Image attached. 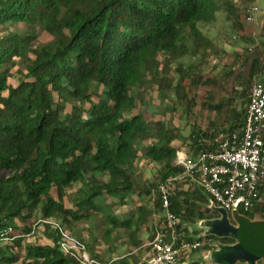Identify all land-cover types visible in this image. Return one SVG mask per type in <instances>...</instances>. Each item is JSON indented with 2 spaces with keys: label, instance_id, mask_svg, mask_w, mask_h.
Masks as SVG:
<instances>
[{
  "label": "trees",
  "instance_id": "obj_1",
  "mask_svg": "<svg viewBox=\"0 0 264 264\" xmlns=\"http://www.w3.org/2000/svg\"><path fill=\"white\" fill-rule=\"evenodd\" d=\"M237 9L235 0H0V264H82L62 249L63 233L99 215L139 249L146 205L135 217L114 209L137 196L164 212L160 185L170 191L185 239L199 234L191 223L220 217L195 182H168L183 171L178 151L196 157L212 149L215 131L180 138V129L144 106L156 86L163 98H189L215 49L202 25L221 11L241 30ZM43 32L49 37L40 42ZM187 56L198 62L185 63ZM245 61L251 77L262 73V54ZM242 115L231 109L232 123ZM143 157L150 178L139 173ZM254 210L264 208L240 210L230 221ZM133 253L109 264H137Z\"/></svg>",
  "mask_w": 264,
  "mask_h": 264
},
{
  "label": "rangeland",
  "instance_id": "obj_2",
  "mask_svg": "<svg viewBox=\"0 0 264 264\" xmlns=\"http://www.w3.org/2000/svg\"><path fill=\"white\" fill-rule=\"evenodd\" d=\"M235 3L238 8L237 13L240 22L243 25L241 30L235 29L226 18L225 13L221 11L217 12L216 21L209 25L203 24L202 30L213 40H219V42L226 44L242 45L244 55H247L245 57L250 60L257 55H261L260 45L262 46L263 43L261 42H264V35H261L264 26V0H253L247 4L244 3V0H235ZM251 5L256 6L258 11L255 13L254 20L249 22L245 19V9ZM48 37L43 32L39 41L45 42ZM251 49H253V52ZM213 53L214 51L209 52L208 58L201 66V80L188 99L178 102L171 93L169 97L163 98L157 86L149 93L148 104L144 108L151 112L155 118L165 119L170 125L180 129V138L187 137L193 130L199 128L211 132L215 131L216 136L213 141L220 140L219 134L228 128L227 123L230 119L232 106H235V109L242 110L243 113L245 112L246 107L242 105V102L247 100L250 88L254 80H257L250 76V67L245 61L246 58L236 70L231 67L230 71L223 73L221 68L218 69V63H214L213 58L211 59ZM228 55H225L221 60L231 61L233 54ZM189 60L198 62L188 56L184 61L188 63ZM173 68L175 71V63ZM172 75L177 76L178 73L174 74L172 72ZM12 82L14 83V81ZM219 106L220 108H217ZM138 170L139 173L145 174V178H150L153 174L151 164L145 157L140 159ZM110 201L114 200L110 199ZM142 205H146L144 207L146 219L139 233L143 243L139 249L127 245V232L114 228L110 223L103 220L102 215L78 223L76 229L72 231V236L78 241H84L90 253L93 251L94 254L98 255V258H94V260L99 264H109L114 259H119L131 251L134 253L129 257L136 262L145 255V245L152 240L164 212L155 211L151 200L141 201L139 198L137 199V196L134 197L132 206H120L114 209L118 213L117 215L125 217L132 214L135 217L138 208ZM195 226L196 222L187 227L193 234H198L199 232L194 231ZM37 236H41V233L38 232ZM28 238L33 239L31 236Z\"/></svg>",
  "mask_w": 264,
  "mask_h": 264
},
{
  "label": "built area",
  "instance_id": "obj_3",
  "mask_svg": "<svg viewBox=\"0 0 264 264\" xmlns=\"http://www.w3.org/2000/svg\"><path fill=\"white\" fill-rule=\"evenodd\" d=\"M257 11L258 8L251 5L245 19L253 21ZM261 71L264 73V62ZM219 138L210 141L212 149L200 151L196 157L179 150L176 162L183 167V171L168 182H195L212 197L217 206L224 208L230 215L233 210L246 213L256 207L264 208V195L259 189L264 181L262 80H254L250 88L243 122L232 130L220 133ZM159 189L164 216L152 240L145 245V255L137 264H203L192 261L191 254L210 244L217 247L214 245L216 241L209 236L200 238V233L197 237L185 239L181 217L171 209L169 189L166 185H160ZM63 235L65 240L61 247L65 252L80 255L82 264H98L89 257L85 244L68 233Z\"/></svg>",
  "mask_w": 264,
  "mask_h": 264
},
{
  "label": "crops",
  "instance_id": "obj_4",
  "mask_svg": "<svg viewBox=\"0 0 264 264\" xmlns=\"http://www.w3.org/2000/svg\"><path fill=\"white\" fill-rule=\"evenodd\" d=\"M212 39V38H211ZM213 40V39H212ZM214 42V53L211 55V59L213 58L214 63H218V69L224 72L230 71V68L237 69L246 58L243 52L242 45L235 44H226L223 42H219V40H213ZM263 45H260L261 54L264 56V42ZM233 54L231 57V61L221 60L225 55ZM226 65V67L223 66ZM262 80L264 83V73L259 72L254 75V79ZM249 96V94H248ZM247 100H243V104L245 107L248 103ZM246 99V98H245ZM232 109H235V106H232ZM238 110V109H237ZM245 113V112H244ZM244 113L241 118H239L236 123H232L231 119L227 123L228 126L233 124H239L240 121L244 120ZM184 152L188 153L189 151L186 148H183ZM188 155H191L188 153ZM264 195V186L261 189ZM234 225L237 228V235L233 237V242L223 243L224 246L234 247L236 245H240L244 252L247 254L250 259L238 258L234 262H213L209 258V253L215 250H221L220 247L209 248L208 250H201L191 254L190 259L192 261L201 262L203 264H264V219L258 210H254L249 214V216H240L234 218Z\"/></svg>",
  "mask_w": 264,
  "mask_h": 264
},
{
  "label": "water",
  "instance_id": "obj_5",
  "mask_svg": "<svg viewBox=\"0 0 264 264\" xmlns=\"http://www.w3.org/2000/svg\"><path fill=\"white\" fill-rule=\"evenodd\" d=\"M209 207L217 211L220 215L217 219H201L198 220L194 231L199 232V237L213 236L217 238L214 243L215 246L220 247L221 250H215L209 253V258L213 262H234L238 258L250 259L244 252L240 245L234 247L224 246L222 239L235 237L237 235V228L230 221V214L222 207L217 206L211 199ZM237 213L233 210L231 214ZM254 264V262H253Z\"/></svg>",
  "mask_w": 264,
  "mask_h": 264
}]
</instances>
